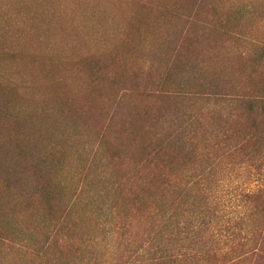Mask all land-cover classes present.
I'll use <instances>...</instances> for the list:
<instances>
[{"label":"rangeland","instance_id":"1","mask_svg":"<svg viewBox=\"0 0 264 264\" xmlns=\"http://www.w3.org/2000/svg\"><path fill=\"white\" fill-rule=\"evenodd\" d=\"M263 48L264 0H0V264H113L147 245L264 264V213L244 249L229 218L199 217L205 187L182 189L226 134L264 150V111L243 100L264 86ZM250 171L264 183V161ZM179 180L168 236L144 214Z\"/></svg>","mask_w":264,"mask_h":264},{"label":"trees","instance_id":"2","mask_svg":"<svg viewBox=\"0 0 264 264\" xmlns=\"http://www.w3.org/2000/svg\"><path fill=\"white\" fill-rule=\"evenodd\" d=\"M226 99L228 103H235L238 101L233 97H228ZM243 100L247 104L249 114H254L255 103H260L261 109L264 111V86L261 89L259 96L248 97ZM180 136V138L178 137L179 139H177L183 144H186L187 140L189 141L196 137L193 136L187 138L183 136V132H180ZM196 139L197 138L193 140ZM224 139L223 145L220 148L221 151L209 156V159L211 160L210 165L207 168V171H210L209 174H207V171L201 172V174L198 175L192 174L190 175L188 183H186V179V181L183 182H180L179 180L177 183L168 184L165 193L169 194L171 190L175 188L173 194H171L172 197L168 196L167 200H165L164 198L166 197L161 195L162 198L156 202L155 205L151 204L152 206H149L146 209L144 217L152 218L153 222H156L157 220L160 223V228L164 230L161 231V234L168 236L174 235L173 230L175 224L173 226V218L176 216L175 211L177 210V207H171V203L174 196L180 193L176 190H180L182 184L186 183V188H182L185 189L183 190L185 191V194L181 191V195L184 194V197L188 195L190 198H195V187L202 185L206 188L203 193L206 194V200L212 201L210 204L204 205L200 208V214L203 216H199L198 214L197 216L202 217L201 219L203 221L208 217V214H210L211 219L208 223L204 222V224H208V226L211 225L210 227L212 228L213 223L217 222L218 218H229V228L227 230H240V240L247 242L243 244L244 249L245 247H252L251 245L249 246V243L251 241L253 242V240L258 237V235L254 233V230H258V227L256 226L257 218L261 213H264L262 208L254 206V203L261 200L264 201V183L260 180L262 172L250 171L249 175L245 177L242 175V171L253 168L258 170L264 161V150L246 152L245 146L253 142V138L251 137L244 139L237 144H230L229 141L231 138H228L227 134L224 136ZM198 156L201 158L204 154H198ZM189 205L190 209H187L186 211L193 210V213H196L199 206L197 207L192 200L189 202ZM185 215H187V213ZM188 215L190 217L191 213ZM153 226L156 227V225ZM146 234L147 240H152V231L146 230ZM226 237L228 242L232 243L235 240L233 232H229ZM141 249V251L136 249L131 250L128 260L124 261L122 258H119L118 261L113 264H188L189 261L195 258H201L198 256H203V254H201L202 252L194 251L188 247L183 248V252L181 250L180 252H176L168 247L161 248L152 245H147L144 248L142 246ZM259 251L262 250H255V248H251L248 251L244 250L243 254H237V256L233 257L231 262L235 263L242 255L261 253ZM39 255H41V253ZM43 255H46V253Z\"/></svg>","mask_w":264,"mask_h":264}]
</instances>
